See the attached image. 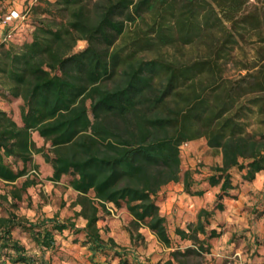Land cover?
Instances as JSON below:
<instances>
[{"label": "trees", "instance_id": "16d2710c", "mask_svg": "<svg viewBox=\"0 0 264 264\" xmlns=\"http://www.w3.org/2000/svg\"><path fill=\"white\" fill-rule=\"evenodd\" d=\"M11 1L0 0V19ZM248 2L32 5L15 38L0 40V99L22 101L18 121L0 108V181L8 187L0 191V264L67 262V242L85 248L91 264H149L103 238L97 221L108 204L125 208L132 242L146 227L170 247L159 192L182 181L186 192L202 193L193 190V172L182 170L180 147L204 138L221 155L204 178L219 188L213 209H200L187 231L176 229L191 245L172 249L162 263L202 264L208 240L218 235L207 230L210 218L234 197L233 171L245 169L240 178L251 181L264 170V7ZM80 40L86 45L77 49ZM33 154L51 166L49 180L68 177L79 206L74 218L14 212L24 195L31 203Z\"/></svg>", "mask_w": 264, "mask_h": 264}, {"label": "crops", "instance_id": "0c3cea01", "mask_svg": "<svg viewBox=\"0 0 264 264\" xmlns=\"http://www.w3.org/2000/svg\"><path fill=\"white\" fill-rule=\"evenodd\" d=\"M15 5V0H12L9 7H14ZM19 104H22L19 98L14 100L0 99V108L11 111L16 121L19 120ZM13 105L17 107L16 110ZM32 138L37 146L44 144L43 138L38 136L36 132L32 133ZM199 142L205 143L204 138L191 141L189 143L190 148L196 149L195 146ZM187 154L189 155V153ZM33 159L40 171L44 170L48 176L52 175L51 166L45 162L40 154H33ZM203 160L205 163H208L205 168L208 172L210 166L221 163V155H213L210 152ZM188 161L190 166H186V170L195 169L197 165L195 164L196 162H193V157H189ZM182 163L183 160L181 157V166ZM245 172V169L240 172L236 170L233 171V183L236 187L232 193L235 196L225 198L224 208L222 210H215L213 216L210 218V224L207 230L215 229L218 235L208 240L211 246L209 251L204 253L202 264H264V215L255 218L251 213V211L257 207L256 204L264 203V170L257 173L255 178L251 181L240 178V175ZM208 174L209 173L205 174L204 178ZM193 177L195 179V172L193 173ZM60 181L62 182L63 178ZM60 181L55 183L59 184ZM198 181L199 180L195 181L196 183H194L193 190H202L201 194L186 192L182 181L169 182L164 185L159 192L158 204L160 206V212L165 216L168 225L169 236L171 238L170 247H166L160 243L146 227H140L139 229V233L144 236L145 240L156 241L163 250L168 251L167 256L161 259V264L170 258V251L172 249H184L191 245V241L181 238L176 232V229L180 228L187 231L188 224L196 221L200 209H213L215 194L219 190L218 186H211L205 179L202 180L201 183H197ZM68 188L70 187L68 186ZM107 208L111 213L110 216L106 218L108 227L106 229L107 236L105 239L108 237L113 238L119 248H125L136 255L137 250L135 247L137 241L135 243L132 242L127 231V226L118 219V217L129 218L127 210L125 208L116 209L111 204H108ZM76 210H79V207L76 208ZM39 213H43L46 216L54 215V212H50V208L47 210L40 202H37L34 205V218L31 217L29 219L35 220ZM58 217L62 219L63 216L59 215ZM102 219L103 217L101 216L97 221L98 227H100L99 223L103 221ZM84 222L85 220L81 219L79 225H83ZM99 230L102 235V230L100 228ZM200 237L203 238L204 235L200 234ZM256 237L260 240L258 245L253 244ZM21 241L25 242V237H22ZM26 247L28 248V245H26ZM150 251L151 250H148L147 253ZM80 253L81 252L77 249L70 251L69 255H67L68 253L66 254L69 261L57 262V264H91V262L83 258ZM173 264L176 263L174 262Z\"/></svg>", "mask_w": 264, "mask_h": 264}, {"label": "rangeland", "instance_id": "374dc122", "mask_svg": "<svg viewBox=\"0 0 264 264\" xmlns=\"http://www.w3.org/2000/svg\"><path fill=\"white\" fill-rule=\"evenodd\" d=\"M249 2L247 5L251 7L252 5H257L259 7H264V0H248ZM15 6L10 7V8H15V9H21L23 7V0H15ZM18 5V7H17ZM20 5V6H19ZM1 32V28H0ZM86 42L83 40L78 41L77 43V49H81L85 47ZM14 109L16 110L17 107L15 105ZM206 142L205 143H198L195 147L196 149H191L189 144L187 148L184 150L182 153V170H186V166L189 165L188 158L193 157V162H196L195 164L197 165L195 169H188L191 170L193 173H196L195 181L201 180L204 178V175L209 173L210 169L207 170L205 169L208 163L204 162V157L210 154V150L206 147ZM189 153V155L187 154ZM41 155V154H40ZM42 156V155H41ZM200 168V169H199ZM31 176H34L37 180V183L35 185H32L31 187L28 188L27 190V198H30L31 203H27V200H25L26 195H24V199L22 201L18 202V207L14 208V212H16L19 215H23L27 218H34L33 211H34V205L37 202H40V204L44 208H50V212H54V214H58L63 216L62 219L66 218H74V213L77 211L76 208H78V205H74L73 202L76 198V193L72 191L70 188L67 186V181L68 177L63 178V181L59 184H56L54 181L49 180V177L45 171H40L38 168L37 170H30L29 171ZM203 174V175H202ZM194 178V177H193ZM19 183V181H18ZM7 185L3 182L0 181V191H5L7 190ZM235 196V195H234ZM35 202V203H34ZM257 207L251 211L253 216L255 218H258L262 215H264V203L261 204H256ZM56 210V211H54ZM109 211V210H108ZM110 211L109 213H104L102 212V217L103 221L100 222L99 228L102 230V235L104 238H106V229H107V224H106V218L110 216ZM129 215V213H128ZM131 216L129 215V218H121L120 221L126 226L129 225ZM81 218L76 219V223L80 224ZM124 225V226H125ZM140 229V228H139ZM139 229L137 232H139ZM136 232V231H135ZM258 239V237H257ZM29 246V245H28ZM31 249V247L29 246ZM68 248L69 251H66L68 254H70V251H74L75 249L79 248L78 245L75 243L67 242L66 249ZM135 249L137 250L136 257L143 261V262H149L150 264H161L160 261L161 259L165 258L167 256L168 251L163 250L162 247L158 242H153L150 240H145L144 236L142 238H139L136 243ZM85 248H80L79 252L80 254L83 255ZM148 250H151L149 253ZM66 253V254H67ZM72 256V255H71ZM194 260V259H192ZM198 260V259H196ZM115 264V263H113Z\"/></svg>", "mask_w": 264, "mask_h": 264}, {"label": "built area", "instance_id": "2783aa9c", "mask_svg": "<svg viewBox=\"0 0 264 264\" xmlns=\"http://www.w3.org/2000/svg\"><path fill=\"white\" fill-rule=\"evenodd\" d=\"M37 0L30 2L23 9L10 8L0 19V40L11 41L18 34V30L24 22L30 17L32 5ZM188 142L182 143L180 150L181 155L188 146Z\"/></svg>", "mask_w": 264, "mask_h": 264}]
</instances>
